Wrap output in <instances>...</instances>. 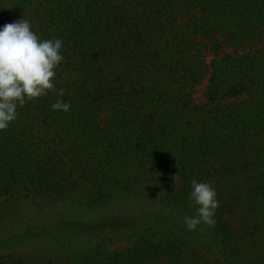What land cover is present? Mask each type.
I'll use <instances>...</instances> for the list:
<instances>
[{
	"label": "trees",
	"instance_id": "obj_1",
	"mask_svg": "<svg viewBox=\"0 0 264 264\" xmlns=\"http://www.w3.org/2000/svg\"><path fill=\"white\" fill-rule=\"evenodd\" d=\"M20 19L64 95L0 131V264H264V0H0Z\"/></svg>",
	"mask_w": 264,
	"mask_h": 264
},
{
	"label": "clouds",
	"instance_id": "obj_2",
	"mask_svg": "<svg viewBox=\"0 0 264 264\" xmlns=\"http://www.w3.org/2000/svg\"><path fill=\"white\" fill-rule=\"evenodd\" d=\"M61 39L41 40L25 19L6 23L0 28V131L7 130L17 116V106L53 92L62 97L64 90L54 85L56 69L64 60ZM54 110L70 111V103L57 100ZM178 174L174 176V181ZM190 202L197 206L196 215L185 216L184 224L195 230L201 223L215 226L217 193L210 183L191 181Z\"/></svg>",
	"mask_w": 264,
	"mask_h": 264
},
{
	"label": "rangeland",
	"instance_id": "obj_3",
	"mask_svg": "<svg viewBox=\"0 0 264 264\" xmlns=\"http://www.w3.org/2000/svg\"><path fill=\"white\" fill-rule=\"evenodd\" d=\"M223 52L236 53L237 50H236V48H232L230 46L223 45L221 53H223ZM204 56H205L206 63H209L213 57L212 53L209 51L208 46H206L204 49ZM204 83H205V81H204ZM203 89H204V84L202 83L201 85L198 86L196 93L194 94V100L196 102H205V97L203 96Z\"/></svg>",
	"mask_w": 264,
	"mask_h": 264
}]
</instances>
